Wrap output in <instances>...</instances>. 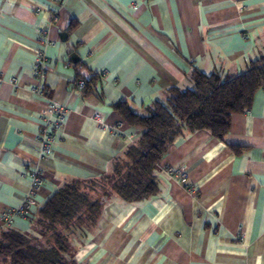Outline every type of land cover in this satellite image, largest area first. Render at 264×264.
Listing matches in <instances>:
<instances>
[{
  "label": "crops",
  "instance_id": "0c3cea01",
  "mask_svg": "<svg viewBox=\"0 0 264 264\" xmlns=\"http://www.w3.org/2000/svg\"><path fill=\"white\" fill-rule=\"evenodd\" d=\"M42 31L50 43L40 95L31 87ZM262 54L264 0H0V213L30 189L49 98L67 116L39 161L34 204L14 217L22 232L59 186L104 173L136 140L140 130L115 102L144 114L169 87H191L193 69L235 75ZM91 77L88 91L77 89ZM224 138L205 129L179 135L157 164L155 195L111 197L95 228L70 239L76 264H264V88L232 115Z\"/></svg>",
  "mask_w": 264,
  "mask_h": 264
},
{
  "label": "trees",
  "instance_id": "16d2710c",
  "mask_svg": "<svg viewBox=\"0 0 264 264\" xmlns=\"http://www.w3.org/2000/svg\"><path fill=\"white\" fill-rule=\"evenodd\" d=\"M78 80L84 84L77 89L85 93L95 77ZM260 88H264V54L235 75H208L195 68L191 87H169L165 99L154 100L144 114L126 101L115 102L122 119L140 130L136 140L114 157L104 173L59 186L30 220V231L1 229L0 264H76L70 239L95 228L111 197L137 202L155 195L157 164L169 145L184 131L199 129L224 141L232 115L248 110Z\"/></svg>",
  "mask_w": 264,
  "mask_h": 264
},
{
  "label": "built area",
  "instance_id": "2783aa9c",
  "mask_svg": "<svg viewBox=\"0 0 264 264\" xmlns=\"http://www.w3.org/2000/svg\"><path fill=\"white\" fill-rule=\"evenodd\" d=\"M55 19V16H54ZM43 32V31H42ZM50 43L49 38L43 32L39 42V47L35 51V60L32 68L33 76L36 78L31 87V91L43 95L45 92V79H46V52L45 47ZM15 82V78H11ZM83 80H78L76 83L77 88H82ZM67 116V109L63 104L56 102L54 99L49 98L47 101V110L42 119L39 131L37 133L38 144V159L36 163L28 170V177L31 185L29 191L26 193L21 204L15 208L5 209L0 213V230L10 227L13 224L14 217L18 214L25 215L29 207L34 204V197L43 184V177L40 170V163L42 159L47 158L52 149V144L55 141V133L62 130ZM173 178L183 179L184 172H174L168 169Z\"/></svg>",
  "mask_w": 264,
  "mask_h": 264
},
{
  "label": "water",
  "instance_id": "95a60500",
  "mask_svg": "<svg viewBox=\"0 0 264 264\" xmlns=\"http://www.w3.org/2000/svg\"><path fill=\"white\" fill-rule=\"evenodd\" d=\"M67 52H68V58L71 62H76L80 59V57L73 51V48L67 43Z\"/></svg>",
  "mask_w": 264,
  "mask_h": 264
}]
</instances>
